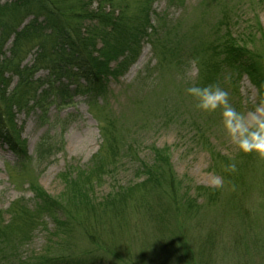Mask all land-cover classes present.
<instances>
[{
    "label": "trees",
    "instance_id": "1",
    "mask_svg": "<svg viewBox=\"0 0 264 264\" xmlns=\"http://www.w3.org/2000/svg\"><path fill=\"white\" fill-rule=\"evenodd\" d=\"M1 1L0 142L16 158L10 179L13 180L12 175L16 172L19 177L16 184L28 185L33 205L29 207L26 202L12 204L9 220L5 224L0 223V264H154L157 260L147 253V248H152V245L155 249L160 247L158 245L161 242L172 245L169 249L174 254L173 260L178 259L181 253V240L174 232L176 228H169L167 222L170 214L176 221L179 217L190 218L194 213L202 221V228H205L209 220L226 224L236 217L243 224L250 219L252 211L245 207V201H249L246 197L252 193L264 194V167L259 169V178L249 176L247 181L245 177L249 172L248 162L250 158H255L254 154L243 155L237 152L232 158L212 154V170L219 171L224 182L231 188L197 187L193 198L189 196L188 189L184 190V195L180 193L179 186L182 183L175 178L164 149L152 148V163L141 161L137 169L140 172L138 174L145 178L127 187L117 186L101 199L95 198L94 189L113 165L107 164V159L101 155H96L90 168L81 171L68 168L61 175L63 192L54 198L35 184L31 178L33 172L30 173L28 169L33 162L36 168L48 163L54 154L55 145L47 137H42L35 146L34 157L28 156L25 142L19 139L14 116L16 113L41 108L44 97L63 98L67 89L74 96L85 97L88 105L97 104V100L105 93L109 78L119 77L135 63L144 42L150 45L157 60L160 58L161 61L168 62L171 58V66L181 68L182 65L197 62L200 81L197 84L200 85H205L207 79L214 80V76H224L222 69L227 73L225 75L229 77L230 84L237 83L245 75L256 88L260 99L264 96L263 36L255 44L251 41L254 48L252 52L248 51V44L238 42L226 27L227 19L231 20L233 13L230 15L223 9V20L210 26L207 35L200 31L199 22L194 23L195 26L186 31L187 34L184 33V36H190L192 43L196 44L189 58L183 62L181 35L177 32L181 27L182 17L168 25L165 16L155 15L151 11L153 0H12L3 5ZM205 1H209V4ZM202 2L199 9L205 10L214 8L215 4L221 7V2L224 1ZM10 40L11 46L5 53L4 47ZM33 50L35 53L31 65H23ZM208 53L210 58L214 57L213 64L209 67L212 76L198 58ZM40 71L46 72L45 77L34 79L35 74ZM12 79L16 80V84L10 88ZM40 88L43 89L38 93ZM114 129L115 125L110 122L100 132L103 148L109 152L108 159L112 163L119 152V142L115 135L118 131ZM130 149L132 147L128 145L126 151ZM232 159L237 163V171L229 176V172L224 171V166ZM143 196L157 197L161 201L157 205L159 210L147 207L149 199H144ZM199 199L204 203L199 204ZM145 205L146 208H143ZM257 207L261 212H257L258 215L264 218L263 206ZM126 211L141 212L142 215L144 213L156 231L153 241L146 240L142 244L143 249L137 253L138 259L129 258V247L125 251L127 258L118 255L119 250L125 249L118 243V236L124 233ZM81 212L96 217L101 215L109 225V230L106 231L108 236L105 238L111 241H104L97 227L92 228L86 221L79 220ZM43 217H48L53 222V230L48 233L49 247L44 252L30 260H22L17 251L19 247L14 251L5 249L12 246V241L9 240L12 234L25 239L21 243L25 245L28 237L21 236V228L29 227L31 235L38 224L43 222ZM75 229H79L78 232L88 241L90 249L80 254H55L54 248L71 250L66 240ZM212 236L213 233L203 230L200 243L197 244L199 247L196 257L199 264H207L211 260L206 248L210 244H216ZM236 238L239 239L238 236ZM254 238V243H261L262 238ZM148 257L150 259L147 260ZM164 261L166 264L170 262Z\"/></svg>",
    "mask_w": 264,
    "mask_h": 264
},
{
    "label": "rangeland",
    "instance_id": "2",
    "mask_svg": "<svg viewBox=\"0 0 264 264\" xmlns=\"http://www.w3.org/2000/svg\"><path fill=\"white\" fill-rule=\"evenodd\" d=\"M11 1L2 0L1 5ZM221 1H224L221 2V7L215 4L214 8L202 10L199 9L202 0H181V2L153 0L151 11L155 15L165 16L168 25L182 17V24L177 32L181 35L183 62L189 58L196 44L192 43L190 36H184V33L195 26L194 23L199 22L200 31L203 35H207L210 26L217 25L223 20L221 19L223 9L230 15L233 13L230 16L231 20L227 19L226 27L232 37L239 40L238 42L248 44V51L252 52L254 48L253 44H250L251 41L255 44L261 36L264 37V0ZM205 3L209 4V1ZM152 19L154 21L153 15ZM10 46L11 40L4 47L5 53ZM256 48L259 49L258 46ZM34 53L35 50L27 56L23 65H31ZM198 58L200 64H205L209 71L214 57L210 58L208 53ZM170 59L164 62L159 58L158 63L150 45L144 42L135 63L119 77L109 78L104 89L105 93L97 100V104L88 105L85 97L74 96L67 89V94L63 98L44 97L41 100V108L16 113L14 123L19 139L25 142L28 156L34 157L35 146L42 137H47L55 145L54 154L48 163L36 168L33 162L29 167L28 171L33 172L31 178L34 179L35 184L49 196L58 197L64 187L60 180L61 175L66 173L68 168L80 171L88 169L92 166L93 157L101 155L107 159V164L113 165L94 189L95 198L101 199L117 186L127 187L141 182L145 177L138 174L139 162L151 164L152 148H154L164 149V153L168 155L173 174L182 183L179 186L182 195L184 190L188 189L189 196L195 198L197 187L216 189L210 184L214 176L222 178V187L219 189L225 187L230 189L231 186L224 182L221 173L212 170V158L217 154L232 158L238 151L224 135L219 122V113L209 115L198 111L194 107L195 101L185 91L191 83L198 81V63L182 65L179 68L171 66ZM222 70L224 76L217 78V75L214 76V80L207 79L206 84L219 83L228 91L231 103L238 110H247L259 101L256 88L245 75L237 83L230 84L229 77L225 75L227 73ZM209 73L213 75L212 72ZM45 75V71H40L35 74L34 79H43ZM15 84L16 80L12 79L10 88ZM41 89L43 88L37 90L38 93ZM110 122L115 125L114 131H118L115 135L119 142V152L114 163L108 159L109 152L103 148L104 143L100 133L101 128L107 127ZM128 145L132 149L126 151ZM15 163V156L0 142V223L3 224L9 220V209L12 204L26 202L29 207L33 205V197L28 185L16 184L19 178L16 172L12 175L13 180L10 179ZM248 163L249 175L247 173L245 175L247 181L249 176L259 178V169L264 167V159L255 155V158H250ZM231 174L235 173H229V176H232ZM252 194L246 197L249 201H245V207L251 210L252 214L243 224L238 218L233 217L230 223L226 224L222 221L216 223L209 220L205 228H202L200 226L202 221L196 218L194 213L190 218L179 217L176 221L170 214L167 222L169 228H176L174 232L181 240L182 247L179 251L181 253L178 259L173 260L174 254L169 249L172 245L168 246L167 243L161 242L158 246L162 249L156 247V251L153 245L152 248H147L149 257L157 260L154 264H166L164 260H170L167 264H199L196 257L199 247L197 244L200 243L203 230H206L214 234L212 237L216 242L206 248L211 259L207 264H264V225H262L264 218L258 215L261 212L257 207L260 205L264 209V194L261 192L259 195ZM143 198L149 199L147 207H151L154 211L159 210L157 205L161 201L157 197L143 196ZM198 202L204 203L201 199ZM146 205L143 208H146ZM128 211L125 214L126 224L122 225L124 233L118 236L120 238L118 243L125 249L119 250L118 255L127 258L125 251L126 247H129L131 249L129 258L138 259L137 253L143 249L142 244L146 240L153 241L156 238V231L144 213L142 215L141 212ZM78 219L86 221L92 228L97 227L103 240L111 241L105 238L108 236L106 231L109 230V225L101 215L96 217L81 212ZM260 219L262 222H259ZM38 225L31 235L29 227L21 228V236L28 237L25 245L21 244L25 239L12 234L9 239L12 241V246L5 249L14 251L19 247L17 251L22 260H30L44 252L49 247L48 233L53 230V222L48 217H43V222ZM71 225L75 226L73 222ZM78 230L75 229L66 240L68 248H71L70 251L54 248L53 252L60 256L70 255L73 252L80 254L89 250L88 241ZM254 237L262 238L261 243H254ZM186 241L189 242L186 244ZM149 257L147 260L150 259Z\"/></svg>",
    "mask_w": 264,
    "mask_h": 264
},
{
    "label": "clouds",
    "instance_id": "3",
    "mask_svg": "<svg viewBox=\"0 0 264 264\" xmlns=\"http://www.w3.org/2000/svg\"><path fill=\"white\" fill-rule=\"evenodd\" d=\"M185 91L195 101L198 111L209 115L219 113L223 133L239 153L264 159V96L247 110H238L231 103L228 91L219 83L200 85L193 82ZM224 171L235 173L236 161L232 159L224 166ZM222 183L219 176L210 181L216 189L221 188Z\"/></svg>",
    "mask_w": 264,
    "mask_h": 264
}]
</instances>
